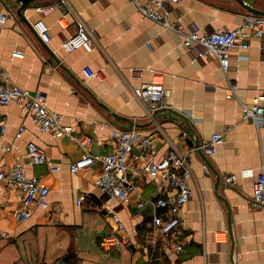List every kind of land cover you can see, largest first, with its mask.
<instances>
[{"label": "crops", "instance_id": "0c3cea01", "mask_svg": "<svg viewBox=\"0 0 264 264\" xmlns=\"http://www.w3.org/2000/svg\"><path fill=\"white\" fill-rule=\"evenodd\" d=\"M246 1L264 9V0ZM56 2L47 13L38 9ZM18 6L17 0H0V14H12L0 23V78L43 90L48 106L73 130L63 136L41 131L18 101L0 105V168L10 169L19 157L29 174L50 187V204H33L28 219L19 222L14 212L23 195L0 178V223L9 232L0 236V264H264V206L250 201L264 166V125L242 119L243 103L256 101L264 89V36L251 37L248 48L234 49L225 71L217 58L199 56L184 44L183 33L142 14L132 0H35L24 10L30 24L17 14ZM249 12L237 0H182L170 6L168 18L186 31H213L237 26ZM76 14L93 30L92 41L67 51L62 42L77 29ZM38 18L49 26V41L33 26ZM134 65L145 68L142 78L131 76ZM154 71L163 75L167 105L151 117L133 86L148 81ZM106 121L151 135L158 157L171 150L189 152L191 194L182 208L184 223L174 234L153 229L154 204L137 205L141 196L171 191L165 180L142 169V160L130 161L138 166L137 188L124 200L95 184L100 161L70 169L86 151L78 140L84 133L92 137V152L113 149ZM22 124L26 129L18 135ZM215 131L224 135L216 153L191 151ZM30 140L50 163L30 162ZM55 164L59 168L52 170ZM228 172L238 175L237 186L225 182ZM112 209L118 210L132 243L106 251L100 239L114 228ZM179 239L183 250L175 247Z\"/></svg>", "mask_w": 264, "mask_h": 264}, {"label": "built area", "instance_id": "2783aa9c", "mask_svg": "<svg viewBox=\"0 0 264 264\" xmlns=\"http://www.w3.org/2000/svg\"><path fill=\"white\" fill-rule=\"evenodd\" d=\"M142 14L161 22L164 26L177 30L184 34V44L189 48H195L199 56L210 55L218 59L223 70L227 71L230 66L231 54L234 49L248 48L251 37L262 38L264 36V14L254 12L245 13L241 22L234 27L222 28L213 31L192 28L188 31L182 23L171 21L168 18L170 6L178 4L182 0H132ZM61 1H59L60 3ZM58 5V2L38 6L39 11L47 13ZM11 13H1L0 23H4ZM77 17V29L62 42V47L72 51L79 47L87 46L92 41L93 30L86 21L79 15ZM34 28L43 40L49 41L51 34L45 19L38 18L33 23ZM130 73L133 78H142L145 68L143 66H130ZM94 75L103 78L100 71H94ZM236 84H232L236 88ZM135 96L144 101L148 106V115L155 116L158 108L167 105V90L164 85L163 75L152 72L148 81L133 86ZM47 95L41 89L28 90L9 80L0 78V105H6L14 101L20 103L21 109L26 114H31L33 120L41 131L52 132L57 136L71 134L73 125L62 122V114L51 109L47 104ZM242 119L251 120L257 126L264 125V89L260 97L251 103H243ZM110 125V138L113 142V149L96 154L88 149L92 137L84 133L79 137L80 144L86 149L85 153L70 163L72 171L91 167L96 161L101 162L100 170L96 174L95 184L111 196L127 199L129 193L137 188L134 178L138 170L134 162L142 160V169L148 174L162 178L169 191L159 192L154 197L141 196L137 205L142 207L146 202H151L157 209L152 215L153 229L160 235L169 236L177 232L184 223L182 208L188 201L191 194L189 180L193 175L191 163L188 158L189 152L171 150L161 157L157 156V147L153 137L142 132L140 128L133 126L129 129L120 126ZM26 129L22 124L18 135ZM5 126H3V131ZM224 140L222 132L215 131L209 140L197 144L191 151L202 149L206 153L213 154L217 151V145ZM139 148L141 152H138ZM28 157L31 163H45L46 152L34 140L28 142ZM207 171L208 167L203 165ZM59 165H51L52 170H57ZM135 171V172H133ZM0 178L8 184L17 187L22 195V204L14 212L16 219L23 222L31 214V206L38 204L47 207L50 203L48 193L49 185L37 174H29L26 166L16 157L10 169L0 168ZM224 180L232 186L238 185V175L235 172H228ZM83 201V195L77 198L78 204ZM254 206H264V166L254 179L253 194L250 199ZM114 228L104 234L100 239L102 248L110 251L119 249L123 245L132 243V239L126 230V226L118 210L112 209ZM8 230L0 223V236H7ZM181 239L175 241V247L183 250L184 245ZM59 264H66L63 260Z\"/></svg>", "mask_w": 264, "mask_h": 264}, {"label": "water", "instance_id": "95a60500", "mask_svg": "<svg viewBox=\"0 0 264 264\" xmlns=\"http://www.w3.org/2000/svg\"><path fill=\"white\" fill-rule=\"evenodd\" d=\"M35 0H17V2L19 3V6L17 8V14L24 19L26 22H28L27 17L25 15L24 10L29 7V5L34 2ZM240 2V4H242L245 8H247L248 10L254 12V13H258V14H264V9L263 8H259L256 7L252 4H249L246 0H237ZM29 23V22H28ZM30 24V23H29ZM202 151V150H201Z\"/></svg>", "mask_w": 264, "mask_h": 264}]
</instances>
